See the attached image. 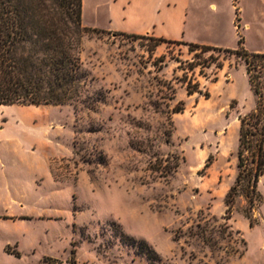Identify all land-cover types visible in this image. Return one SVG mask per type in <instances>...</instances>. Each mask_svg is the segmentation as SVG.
Listing matches in <instances>:
<instances>
[{"label":"rangeland","instance_id":"1","mask_svg":"<svg viewBox=\"0 0 264 264\" xmlns=\"http://www.w3.org/2000/svg\"><path fill=\"white\" fill-rule=\"evenodd\" d=\"M107 1L82 0L81 101L0 106V264H264V171L225 200L264 58L108 30ZM213 1L195 38L238 47L234 16L264 53V0Z\"/></svg>","mask_w":264,"mask_h":264},{"label":"trees","instance_id":"2","mask_svg":"<svg viewBox=\"0 0 264 264\" xmlns=\"http://www.w3.org/2000/svg\"><path fill=\"white\" fill-rule=\"evenodd\" d=\"M90 30L82 23V0H0V106H57L81 101L88 79L81 60L82 39ZM242 43L240 37L235 50L182 44L264 58V54L248 53ZM245 61L248 82L258 94L249 68L251 61ZM239 122L238 173L226 201H232L241 188L256 193L264 171V98ZM249 150L254 166L248 167L244 152Z\"/></svg>","mask_w":264,"mask_h":264},{"label":"crops","instance_id":"3","mask_svg":"<svg viewBox=\"0 0 264 264\" xmlns=\"http://www.w3.org/2000/svg\"><path fill=\"white\" fill-rule=\"evenodd\" d=\"M108 0V30L131 35H145L170 42L197 44L221 49L235 50L237 47L196 39L198 33L224 34L214 20L218 7L213 0ZM234 7V0H230ZM203 12L201 19L199 13ZM206 17V18H205ZM234 16L227 32H232L238 40ZM248 22L241 21L242 31L250 30ZM243 43L244 39L242 37ZM242 43V46H243ZM244 48V46H243ZM245 49V48H244ZM250 54H264L257 50H247ZM14 217L13 215H11Z\"/></svg>","mask_w":264,"mask_h":264}]
</instances>
